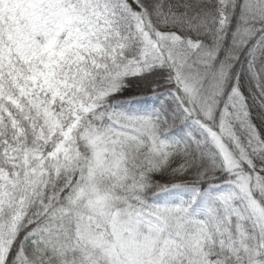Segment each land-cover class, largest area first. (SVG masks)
Returning a JSON list of instances; mask_svg holds the SVG:
<instances>
[{
    "label": "snow or ice",
    "instance_id": "obj_1",
    "mask_svg": "<svg viewBox=\"0 0 264 264\" xmlns=\"http://www.w3.org/2000/svg\"><path fill=\"white\" fill-rule=\"evenodd\" d=\"M0 264H264V0H0Z\"/></svg>",
    "mask_w": 264,
    "mask_h": 264
}]
</instances>
